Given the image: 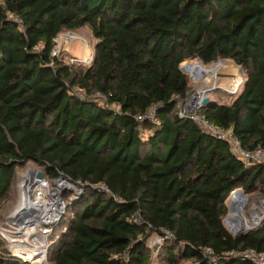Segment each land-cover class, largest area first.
<instances>
[{
    "label": "trees",
    "instance_id": "trees-1",
    "mask_svg": "<svg viewBox=\"0 0 264 264\" xmlns=\"http://www.w3.org/2000/svg\"><path fill=\"white\" fill-rule=\"evenodd\" d=\"M85 26L90 65L51 56L61 32ZM188 59L241 67L239 92L197 113L264 149V0H0V202L28 162L82 183L53 227L50 264H149L153 234L164 264L264 254V220L239 240L223 221L233 189L264 196V168L178 115ZM151 108L157 122L137 119ZM0 264L29 263L0 237Z\"/></svg>",
    "mask_w": 264,
    "mask_h": 264
},
{
    "label": "rangeland",
    "instance_id": "rangeland-1",
    "mask_svg": "<svg viewBox=\"0 0 264 264\" xmlns=\"http://www.w3.org/2000/svg\"><path fill=\"white\" fill-rule=\"evenodd\" d=\"M70 33L74 34L77 38L73 40L72 44L68 41L63 43L57 57H62L66 63L74 64L75 66H87L74 61V59L76 57H81L86 48L90 50L92 55L94 54L93 47L95 39L92 36L91 30L85 26L77 31H63L56 38ZM180 67L187 76L188 85L190 87L189 97L201 91H205L209 93L214 100L220 103H228L230 101L228 93L236 94L239 92L244 80L241 67L231 60L220 59L214 63L205 65L203 63L200 64L199 59H188L183 61ZM196 69L197 71H195ZM234 86H236V89H234ZM28 169L42 171L39 166L32 162H28L23 167L16 169L14 191L11 196L0 202V237L6 242L10 254L19 257L29 256L33 264H50L48 260V249L51 243V235L53 227L58 224L61 214L57 213L54 217L50 216L49 220L45 221H41L40 218L42 215L50 214L48 211L49 207L52 205L54 196L66 200L68 195L74 193V189L70 185H65V183L58 185L59 179H50L44 174L43 179L40 181H37L34 176L35 179L33 181L35 182L32 183L29 181L30 188L28 194L30 195L29 200H32L37 207L22 209L16 212L17 207H19L22 202L25 190L21 186V174ZM43 182L45 183L44 185L42 184ZM247 194L248 201L244 205L246 213H248L250 209L260 207L255 205L264 197L259 191H252ZM35 198H40V200H35ZM252 205L254 206L252 207ZM234 221L238 222L236 219H234ZM45 227L48 231L42 233L41 231ZM155 239L156 236L153 234L148 240L150 250L149 264H164L157 261L159 244H157L158 242H156ZM32 245L36 247H31ZM156 245H158V247ZM38 246H40V249L36 250ZM181 264H193V262L185 261Z\"/></svg>",
    "mask_w": 264,
    "mask_h": 264
},
{
    "label": "built area",
    "instance_id": "built-area-1",
    "mask_svg": "<svg viewBox=\"0 0 264 264\" xmlns=\"http://www.w3.org/2000/svg\"><path fill=\"white\" fill-rule=\"evenodd\" d=\"M77 37L74 34H67L65 36H60L54 39L53 48L51 51V56H57V54L61 50V46L63 43L73 42L74 39ZM93 59V55L90 53V50L86 48L84 53L81 57H76L74 61L79 62L83 65H90ZM236 86H234V89ZM235 92V91H232ZM80 97H83L84 94H79ZM209 96V93L205 91H201L191 97H188L185 100H179L177 103V113L179 116H188L191 120H193L201 131L205 133L212 134L217 138L226 142L229 147L230 152L245 163L256 162L263 166L264 168V149L262 147H255L253 149H246L242 146L240 140L237 136L233 133V131L229 128H224L220 126L213 125L210 123L204 116L197 113L199 109L203 106V99ZM97 100H102L103 97L99 94H95L92 96ZM138 120L143 119H150L152 122H157L155 118V109H149L145 114L138 116ZM59 179L58 185L65 183V185H70L74 189V193L70 195V198H73L76 194L82 193V183H73L68 181L63 177L56 178ZM37 180V179H36ZM40 181V180H37ZM45 184L44 182L42 183ZM243 197L242 200L238 199L237 197ZM33 199V198H32ZM35 200H40V198H35ZM248 201V194L243 192V190L238 187L233 189L226 198V205L228 209V213L226 217L223 219L226 228L231 232L237 229L238 227H242L246 231L251 230L257 227L263 220H264V197L255 205L260 207H255L250 209L248 213L244 210V205ZM66 200L61 197L54 196L52 199V205L49 207L50 214L42 215L41 221L49 220L50 216L54 217L57 213L62 214L65 210ZM254 205H252L253 207ZM249 216V217H248ZM243 218L242 223H237L234 221L236 218ZM40 221V222H41ZM48 229L45 227L42 229V233H46ZM157 244L160 243L161 238L156 236L155 239ZM158 247V245H156ZM157 249V248H156ZM209 255L211 261L215 260L214 256H211V252L209 250L206 251ZM14 255V254H13ZM225 256H239L246 259L253 261L256 264H263L264 263V254L256 252L254 249H245V250H231L224 253ZM19 257V256H18ZM24 261L29 262V264H33L31 261V257H24L20 256ZM195 264V263H193Z\"/></svg>",
    "mask_w": 264,
    "mask_h": 264
},
{
    "label": "bare ground",
    "instance_id": "bare-ground-1",
    "mask_svg": "<svg viewBox=\"0 0 264 264\" xmlns=\"http://www.w3.org/2000/svg\"><path fill=\"white\" fill-rule=\"evenodd\" d=\"M201 64V63H200ZM36 172L35 170H31V169H28L26 172H24L23 174H21V179H27L28 181H31L32 183L35 182L33 181L35 179V175H36ZM30 182V184H31ZM40 184V183H39ZM29 184L26 186L25 190H24V195H23V199H22V202L21 204L19 205V207H17V211H20L22 209H29V208H34V207H37V205L35 203L32 202V200H29V197L30 195L28 194L29 193ZM238 199L242 200L243 197L241 196H238L237 197ZM39 207V206H38ZM236 219V218H235ZM236 220H238L239 223H242L243 222V218H237ZM237 222V223H238ZM35 244V243H34ZM19 247V246H18ZM31 247H36V246H31ZM20 248V247H19ZM37 249H40V246H38L36 248ZM27 251H29L28 249H26Z\"/></svg>",
    "mask_w": 264,
    "mask_h": 264
},
{
    "label": "water",
    "instance_id": "water-1",
    "mask_svg": "<svg viewBox=\"0 0 264 264\" xmlns=\"http://www.w3.org/2000/svg\"><path fill=\"white\" fill-rule=\"evenodd\" d=\"M199 63L202 64V61L199 60ZM233 95H234V93H233ZM210 102H211L210 97H209V96H206V97L203 99V103H202L203 106H202V108L205 107L206 105H208ZM43 176H44V175H43V172H42V171L38 170V171L36 172L35 177H36L37 180H42V179H43ZM28 184H29V181H28L27 179H21V186H22L23 189H25L26 186H27ZM229 232H230V231H229ZM245 232H246L245 229H243L242 227H238V228L235 229L234 231H231L230 234L232 235V237H233L235 240H239V239L243 236V234H244Z\"/></svg>",
    "mask_w": 264,
    "mask_h": 264
}]
</instances>
